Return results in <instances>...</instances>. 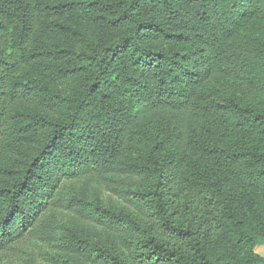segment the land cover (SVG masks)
I'll use <instances>...</instances> for the list:
<instances>
[{
  "label": "trees",
  "instance_id": "16d2710c",
  "mask_svg": "<svg viewBox=\"0 0 264 264\" xmlns=\"http://www.w3.org/2000/svg\"><path fill=\"white\" fill-rule=\"evenodd\" d=\"M258 247L264 0H0V264Z\"/></svg>",
  "mask_w": 264,
  "mask_h": 264
},
{
  "label": "rangeland",
  "instance_id": "374dc122",
  "mask_svg": "<svg viewBox=\"0 0 264 264\" xmlns=\"http://www.w3.org/2000/svg\"><path fill=\"white\" fill-rule=\"evenodd\" d=\"M28 245L36 254L44 257V255L42 253L43 252V246L41 244H39L38 242H31ZM256 252L264 258V247H258L256 249ZM5 262H6V264H22L23 263V261H21L17 256L14 257L13 259L10 257L7 260H5ZM43 263L48 264L45 262H43Z\"/></svg>",
  "mask_w": 264,
  "mask_h": 264
}]
</instances>
